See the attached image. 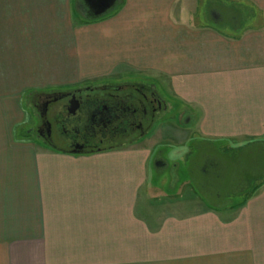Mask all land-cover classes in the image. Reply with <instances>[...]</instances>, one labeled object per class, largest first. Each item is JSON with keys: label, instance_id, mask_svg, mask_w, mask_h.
<instances>
[{"label": "crops", "instance_id": "1", "mask_svg": "<svg viewBox=\"0 0 264 264\" xmlns=\"http://www.w3.org/2000/svg\"><path fill=\"white\" fill-rule=\"evenodd\" d=\"M78 1L0 0V264H213L231 253L264 264V182L234 206L197 208L180 159L172 186L185 196L151 180V161L167 163L142 144L149 133L73 154L15 132L27 89L132 74L166 86L192 137L264 142V0H115L90 20Z\"/></svg>", "mask_w": 264, "mask_h": 264}, {"label": "rangeland", "instance_id": "2", "mask_svg": "<svg viewBox=\"0 0 264 264\" xmlns=\"http://www.w3.org/2000/svg\"><path fill=\"white\" fill-rule=\"evenodd\" d=\"M218 26L220 24L218 23ZM128 81L133 83H140L144 85H152L157 90L158 94L168 104L167 111L163 112L160 117L154 121V125L148 132V137L142 140V144L151 147L154 150V158L159 155L166 161L167 166L164 170L157 169L154 162L151 161V180L159 182L160 191L173 195L179 191L180 196L186 195L184 186L179 189L172 186V165L180 159V165L185 164L184 174L193 180L194 194L196 193L195 207L197 208H212L222 209L226 206L235 205L244 198L251 195L255 189L264 182V142H255L252 144L239 145L236 141H201L199 137L194 135L192 137L191 125L185 123L187 113L184 115V120H178V111L174 112L173 107L177 102L169 93L165 85L160 84L156 79H149L143 76H125L122 79H117L114 76L99 78L83 84H99L105 82ZM76 84V85H83ZM71 86H59L54 88H44L42 90H32L35 92L51 91V90H66ZM31 92L27 89L23 92L22 108L24 118L18 126L15 127V132L18 137L27 138L29 141L38 145H44L38 140L33 133L35 125V118L32 117L31 110L27 105L26 97ZM179 107V104H178ZM181 110V108L179 109ZM21 119V115L19 116ZM20 122V121H19ZM31 130V132H30ZM192 137L191 141L189 138ZM188 138V139H187ZM140 137L138 140H141ZM189 140L188 145H180L182 150L181 156L175 155V145L183 140ZM137 140V141H138ZM145 140V141H144ZM109 144V143H108ZM108 144H104L107 146ZM209 161L213 158H219L220 164L223 165L219 169L220 175L207 174L203 177L200 173V167L204 160ZM154 161V159H153ZM176 161V162H175ZM183 161V162H181ZM223 168V169H222ZM211 171V166H210ZM161 179V180H160ZM205 179L206 188H201L200 184ZM188 186V185H185ZM192 186V188H193ZM203 186V185H202ZM193 194L190 192V196ZM186 212H194L197 210H185ZM213 264H236L235 254L231 253L225 259H219Z\"/></svg>", "mask_w": 264, "mask_h": 264}, {"label": "flooded vegetation", "instance_id": "3", "mask_svg": "<svg viewBox=\"0 0 264 264\" xmlns=\"http://www.w3.org/2000/svg\"><path fill=\"white\" fill-rule=\"evenodd\" d=\"M27 105L35 118L34 136L48 148L73 154L131 144L168 108L154 86L128 81L39 92ZM210 164V174H220L219 158Z\"/></svg>", "mask_w": 264, "mask_h": 264}, {"label": "water", "instance_id": "4", "mask_svg": "<svg viewBox=\"0 0 264 264\" xmlns=\"http://www.w3.org/2000/svg\"><path fill=\"white\" fill-rule=\"evenodd\" d=\"M83 2L92 11V14L97 17L110 9L114 5L115 0H83Z\"/></svg>", "mask_w": 264, "mask_h": 264}, {"label": "trees", "instance_id": "5", "mask_svg": "<svg viewBox=\"0 0 264 264\" xmlns=\"http://www.w3.org/2000/svg\"><path fill=\"white\" fill-rule=\"evenodd\" d=\"M77 7L78 9L83 12L84 16L86 19L90 20V19H94L95 17L93 16L92 14V11L90 9H88V7L86 6V4L82 1V0H79L77 2ZM36 93H39V92H35V91H31L27 97H26V100L30 97H32L33 95H35ZM115 147H119V146H110V147H106V148H115ZM105 149V148H104ZM53 150H56V151H59L57 149H53ZM91 152H94V151H91ZM89 152V153H91Z\"/></svg>", "mask_w": 264, "mask_h": 264}]
</instances>
